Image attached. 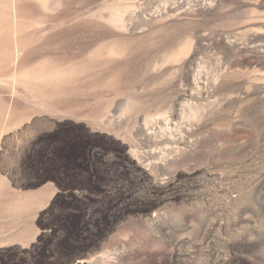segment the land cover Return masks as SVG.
Here are the masks:
<instances>
[{
    "label": "rangeland",
    "instance_id": "1",
    "mask_svg": "<svg viewBox=\"0 0 264 264\" xmlns=\"http://www.w3.org/2000/svg\"><path fill=\"white\" fill-rule=\"evenodd\" d=\"M0 264H264V0H0Z\"/></svg>",
    "mask_w": 264,
    "mask_h": 264
}]
</instances>
